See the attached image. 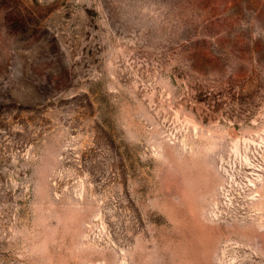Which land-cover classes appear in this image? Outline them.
<instances>
[{
	"label": "rangeland",
	"instance_id": "obj_1",
	"mask_svg": "<svg viewBox=\"0 0 264 264\" xmlns=\"http://www.w3.org/2000/svg\"><path fill=\"white\" fill-rule=\"evenodd\" d=\"M0 264H264V0H0Z\"/></svg>",
	"mask_w": 264,
	"mask_h": 264
}]
</instances>
